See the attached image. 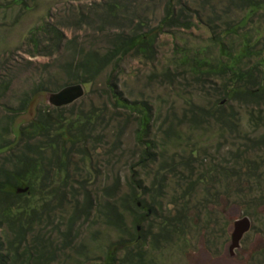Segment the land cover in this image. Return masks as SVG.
I'll list each match as a JSON object with an SVG mask.
<instances>
[{
	"label": "trees",
	"instance_id": "trees-1",
	"mask_svg": "<svg viewBox=\"0 0 264 264\" xmlns=\"http://www.w3.org/2000/svg\"><path fill=\"white\" fill-rule=\"evenodd\" d=\"M11 1L26 9L35 7L37 2ZM162 1L100 0L87 7L70 9L69 18L59 16L62 25L48 13L23 40L29 56L54 58L56 66L66 76L64 85L74 82L92 84L105 74L107 95L117 106L127 109L128 115H139L141 126L136 130L139 141L145 142V136L149 134L155 108L147 98L136 101L124 95L119 79L129 73L124 66L127 60L137 61L142 66L151 64V81L159 80L171 93L190 97L185 98L182 118L176 116L175 111L168 112V126L163 128L161 124L162 142H156L160 152L148 154L146 159L150 163L144 164L145 167L142 165L145 169L142 175L131 168L126 192L114 193L120 189L121 177L118 176L112 187L105 188L102 194L86 189L81 197L79 186L75 185L81 179L70 168L71 165L78 168L79 159L74 158V154H80L84 162H89L90 168H86L89 172L99 170L89 144L98 142V129L106 127L116 117V112H107L106 104L103 107L91 104L88 110L80 108L70 113H66V106L47 105L46 110L39 108L34 118L19 122L18 113L27 110L33 98V92L26 90L17 108H8L0 118V123L8 125L3 126L5 131L0 137L10 131L19 139L10 141L12 145L8 143V146L16 145L9 150L15 155L17 168L10 170L0 166V264H51L58 261L159 264L158 255L163 254L165 246L173 244L176 237L180 238L190 221L185 214L188 201L183 200L188 191L174 192L170 204H176L178 216L165 215L158 233L153 231L154 224L151 223L147 230L140 221L151 210L155 214L161 209L160 202L167 192L165 187L169 178L176 180L177 177L183 182L187 177L185 168L189 167L191 173L194 171L189 160L179 153L183 148L177 153H169L167 149L168 142L181 146L191 143V138L185 135L187 133L178 132L180 123L187 125V130L202 132L205 138L208 137L206 133L213 130L217 136L214 135L222 139L219 145L230 143L234 153L232 166H226L228 160L215 164L216 160L211 159V167L201 171L199 181L214 172L213 176L219 175L222 183L224 173L227 178L230 172L231 176L237 177L248 170L250 176H259L258 185L264 182L259 172L261 161L264 165V0H164L160 4ZM157 5H161L162 15L153 23ZM77 33L86 34L84 40L79 41ZM204 35L207 36L204 38ZM167 36L172 40L173 55L157 72L156 60ZM196 38L198 41L191 44L190 39ZM3 68L0 65L2 97L13 81L5 77ZM46 84L48 88H59L62 83L51 76ZM35 88L43 91L46 87L37 85ZM191 95L204 97V105L192 103ZM166 120L161 122L164 124ZM124 126L120 121L118 138ZM5 141L3 139L0 143V152L5 149ZM156 143L152 140L148 144L150 147ZM247 153L249 160L246 158L247 166L243 170L237 157L244 160ZM207 154H203V159ZM226 158H232L231 153ZM146 159L141 156L138 164ZM108 166L109 163L106 168ZM28 186L34 195H38L36 192L41 195L45 202L43 209L33 219L26 213L27 206L17 207L13 201L5 202L6 215L12 219L9 222L4 214L2 196L17 199L28 192L19 193L16 189ZM180 199L183 201L181 207L176 203ZM128 217L132 219L131 225H127ZM86 224L88 227L103 225L117 234L116 239H110L105 259L98 254L92 255L86 248L83 233ZM54 231L63 232L62 237L53 238ZM100 231L90 230L91 240H98ZM150 235L151 243L148 242Z\"/></svg>",
	"mask_w": 264,
	"mask_h": 264
},
{
	"label": "rangeland",
	"instance_id": "rangeland-1",
	"mask_svg": "<svg viewBox=\"0 0 264 264\" xmlns=\"http://www.w3.org/2000/svg\"><path fill=\"white\" fill-rule=\"evenodd\" d=\"M96 1L100 0H37L36 3L29 2L31 5L36 4L35 7L31 6L32 8L26 9L23 6L13 4L11 0H0V65L4 67L3 72L5 73V77L13 80L6 94L3 97L0 96V118L7 113L8 108H17L26 90L33 92V98L29 106L26 107L27 110L18 113L17 121L24 122L34 118L39 108H41L40 110H46V106L50 105L47 101V92L59 90L66 80L64 72L56 66L54 58L52 59L48 56L41 55L29 56L26 54L25 49L28 48V46L22 43L27 37L28 32H30L33 27L40 24L44 16L48 13H51L58 19L56 22L62 25L59 16L63 19L69 18L72 14L70 9H77L80 6L87 7ZM163 1L160 4H163ZM155 10L156 20H153V23L162 15L161 5H157ZM199 32L207 33L205 30H199ZM85 35L77 33L78 40H84ZM196 36L198 37V34ZM206 36L207 35H204L203 37L205 38ZM162 39H164V37H162ZM195 40L198 41L197 38L194 40L190 39L191 44H195ZM163 43L164 44L160 48L159 59L156 60L157 72L161 71L166 60L173 55L171 38L167 36ZM49 62L51 65L43 66L45 63ZM140 64L141 63L137 61L127 60L124 66L129 73L121 75L119 81L123 84L120 88L126 97H130L136 101L142 97L147 98L151 102L152 107L155 108L154 120L151 123L149 134L145 136V142L139 141L136 134V130L141 126L139 124V115H128L127 109L117 106L104 90L106 82L105 74H103L97 82L86 84V94L82 98L72 104L66 105V113L78 111L80 108L88 110L91 104H94L96 107H103L104 104H106L108 105L107 112H116V117L106 127L102 126L98 129L99 132L96 133L97 136L100 134V139H97L98 142L96 141L93 144H89L93 160L95 163L98 161L99 170L91 169L89 172L88 169H86L89 167V162H84V158H82L80 154H74V158L79 159L78 168L73 165H71L70 168L72 169V173L76 175L78 179H81L80 182H75L76 187L77 185L79 186L77 188L81 197H83L82 194L86 189L102 194L105 188L112 187L115 178L118 176L121 177L120 189L115 190L114 193L117 195L121 192H126L127 180L132 173L131 168L134 167V169H137L138 175H142L141 172L145 171L142 165L144 166V164L150 163V161L147 162L146 159L149 157L148 154L151 152H160L161 148L156 142H162L163 132L161 131V124L163 128L168 126L166 120L168 112L175 111L176 116L183 117L186 108L185 98L189 99L187 97L190 96L187 95L185 97L183 93H171L165 84H161V81H151L149 77L152 74V65L146 64L142 66V64ZM7 67H9V69ZM6 68L7 70H5ZM51 76L58 78L59 82L62 83L59 88L47 87L46 82ZM37 85H42V87L46 88L40 91L37 90L38 88H35ZM191 97H193L191 98L192 103L204 105V97H199L198 95H191ZM9 111L11 112V110ZM106 119H108V116H106ZM163 119L166 120L164 124L161 122ZM120 121L125 126L120 138H118L117 132ZM5 125L0 123V135L2 134L1 132L5 131L3 129ZM7 126L8 125H6V127ZM187 129V125L180 123L177 130L182 134L187 133L185 135L192 139L189 140L191 143L187 146H181L174 142H168L167 149L170 150L169 153H177L176 151H180V149L183 148L182 152L179 153L180 155L182 153V156L189 160L188 164L194 167V171L191 173L189 172V167H186V170H184L186 172L184 173L187 177L183 182H179L180 178L177 177L176 180L174 178H169L166 181L165 187L167 192L160 202L162 206L160 207L161 209L155 214L151 210L150 213L142 217L140 221V224L145 229L147 228V230L150 229L151 223L154 224L153 231H157L158 233L160 229L159 224L163 222V217L165 215L171 218L178 216L176 204H170V201L174 200V192L177 191L178 194H180L184 191H188L183 200L188 201V209H186L185 214L190 221L187 226L185 225L186 228H184L183 234H180V238L176 237V241L173 244H167L165 249H163L164 253L158 255L160 259L159 264H264V182L258 185L260 182L259 176H250L248 170L237 177L231 176L230 172L227 178L224 173L225 177L223 176L222 183L219 175H217L219 180H216L217 177L213 176L214 172H207L209 177L205 176V180L199 181L198 178L201 171L211 167V164H209L211 159L216 160L215 164H222L228 160L226 166H232L231 161L234 157V153L230 143L221 142L222 144L219 145L222 139L216 137L217 135L213 130L210 132L206 131L208 137L205 138L202 132H198V130L192 132ZM3 139L6 140V146L5 149L0 152V166L4 169L15 170L17 168L14 159L15 155H13L12 150H9L15 144L13 143V146H11L12 144L10 141L13 142V140L19 139L10 131H8V134L0 137V143ZM152 140L156 143V146L152 145L149 147L148 143ZM8 143L11 145L9 144L10 146H8ZM243 152L242 149V154ZM205 153H208V157L205 155L206 158L204 157L203 159V154ZM230 153L232 158L227 159L226 157L229 156ZM143 155L146 161L138 164L139 159L141 160V156ZM239 157H237V159L240 162V166H243L241 168L244 170L245 165L247 166V164H245L246 158L249 160V154L244 157V160ZM250 158L253 157L250 155ZM107 163L110 165L108 168H106ZM104 169L106 170L104 171ZM259 172L260 175H263L264 179V165L262 161ZM204 173L202 172L203 175ZM188 175L190 177H188ZM192 179L194 182H191ZM213 182L215 183L213 184ZM180 183H182L181 186ZM38 186L39 183L37 182L36 187ZM27 188H30V186L24 189H16L19 193L28 192L26 195L18 197L17 199L15 197L7 199V195L6 197L3 195V208L6 210L5 202L10 203L13 201L15 205H18L17 207L27 206L26 213L28 217L34 219L35 215L43 209L45 202L38 192H36L38 195H34L32 193L33 189L30 188V191H28L29 189L27 190ZM150 199L151 198L148 196V201H150ZM157 202L158 201H155V203ZM182 202L183 201L180 199V201L176 203L181 207ZM145 211L147 210L145 209ZM4 214L7 216L9 222H11L12 219L6 215L7 210ZM245 215L251 218L252 226L241 239L240 247L235 248L233 250L234 253L231 254L229 248L232 244L235 221ZM131 224L132 219L128 217L127 225ZM88 226L89 224H86V226L83 227L85 231L83 233H85L84 241L87 246L86 248L88 250L90 249L92 255L96 256L98 254L102 256V259H105L107 256V246L111 241L110 239H116L117 234L112 229H107L103 225L98 224L97 227ZM94 228L101 230L99 238L96 241L91 240L89 237V231ZM62 234L63 232L60 234L54 231L53 238H61ZM151 240L150 235L148 242L151 243ZM123 253V251L120 252L119 256L121 257ZM61 263L60 261L51 262V264ZM62 264L73 263L63 262ZM84 264L95 263L86 261Z\"/></svg>",
	"mask_w": 264,
	"mask_h": 264
},
{
	"label": "water",
	"instance_id": "water-1",
	"mask_svg": "<svg viewBox=\"0 0 264 264\" xmlns=\"http://www.w3.org/2000/svg\"><path fill=\"white\" fill-rule=\"evenodd\" d=\"M86 84L83 82L70 83L64 85L56 91L47 92L48 104L55 107H62L74 103L86 94ZM252 220L248 215L235 221V230L232 234V244L230 253H234V249L240 247L241 239L245 233L251 228Z\"/></svg>",
	"mask_w": 264,
	"mask_h": 264
},
{
	"label": "bare ground",
	"instance_id": "bare-ground-1",
	"mask_svg": "<svg viewBox=\"0 0 264 264\" xmlns=\"http://www.w3.org/2000/svg\"><path fill=\"white\" fill-rule=\"evenodd\" d=\"M12 157H13V156H12ZM81 206H82V205H81ZM84 207H85V206H84ZM84 212H85V211H84ZM83 214H84V213H83ZM73 220H74V218H73ZM32 221H33V220H32ZM32 221H31V222H32ZM82 224H83V223H82ZM60 234H61V233H60ZM53 241H54V240H53ZM22 257H23V256H22Z\"/></svg>",
	"mask_w": 264,
	"mask_h": 264
}]
</instances>
